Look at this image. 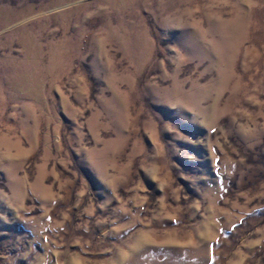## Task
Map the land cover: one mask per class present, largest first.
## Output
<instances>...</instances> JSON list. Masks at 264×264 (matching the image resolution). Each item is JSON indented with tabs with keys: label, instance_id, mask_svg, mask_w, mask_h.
<instances>
[{
	"label": "rangeland",
	"instance_id": "rangeland-1",
	"mask_svg": "<svg viewBox=\"0 0 264 264\" xmlns=\"http://www.w3.org/2000/svg\"><path fill=\"white\" fill-rule=\"evenodd\" d=\"M0 264H264V0H0Z\"/></svg>",
	"mask_w": 264,
	"mask_h": 264
}]
</instances>
